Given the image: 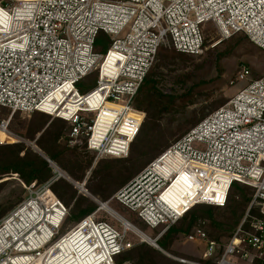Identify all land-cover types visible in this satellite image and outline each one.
Instances as JSON below:
<instances>
[{
	"label": "built area",
	"instance_id": "obj_1",
	"mask_svg": "<svg viewBox=\"0 0 264 264\" xmlns=\"http://www.w3.org/2000/svg\"><path fill=\"white\" fill-rule=\"evenodd\" d=\"M208 22L223 38L245 33L264 49V0H0V106L65 120L67 145L86 146L96 160L127 157L146 119L135 98L160 48L203 53ZM101 32L111 38L105 53L96 51ZM94 74L95 87L79 92L76 84ZM250 77V68L241 65L230 84ZM8 125L4 120L0 129L9 133ZM51 166L55 178L22 183L26 196L0 218V264H137L120 257L137 243L158 244L197 204L224 206L234 183L254 195L230 239L210 240L202 222L186 238L202 241L203 259L212 264H264V75L238 89L110 199L90 196L86 180L73 182L97 208L63 234L69 209L52 190L60 175ZM113 201L150 227L162 226L158 237L126 220Z\"/></svg>",
	"mask_w": 264,
	"mask_h": 264
},
{
	"label": "trees",
	"instance_id": "obj_2",
	"mask_svg": "<svg viewBox=\"0 0 264 264\" xmlns=\"http://www.w3.org/2000/svg\"><path fill=\"white\" fill-rule=\"evenodd\" d=\"M110 43L111 38L101 32L96 40V49L106 51ZM161 49L157 56L161 55L162 63L159 66L153 65L154 68L146 75L135 98V106L145 111L147 116L127 157L96 160L95 154L86 149V146L78 149L67 145L70 125L65 120L38 111L32 113L31 118L23 120L19 118L21 112L13 114L9 123L10 130L24 141L0 144V194L7 186H15L0 198V218L24 199L26 190L22 183L30 185L36 181L42 185L55 178L51 163L76 183L86 180L85 188L90 196L107 200L169 147L167 143L163 146L158 144L161 122L173 113L176 102L175 94L166 91L168 72L164 68L168 67L167 63L186 59L187 54H172L175 52ZM217 107L218 105L214 108ZM206 116L204 112L201 116H193L186 122L187 127L192 128ZM26 141L34 143V146ZM52 190L69 209L66 222L77 223L97 208L89 195L79 192L66 178H57ZM253 195L251 187L234 183L224 206L197 204L188 210L159 239L162 250L141 242L124 253L120 259L131 260L137 264H186L174 260L172 255L187 258L196 264H212L210 260L187 257L174 251V242L180 234H190L199 222H203L209 239L223 244L242 221ZM256 212L252 207L250 213Z\"/></svg>",
	"mask_w": 264,
	"mask_h": 264
},
{
	"label": "rangeland",
	"instance_id": "obj_3",
	"mask_svg": "<svg viewBox=\"0 0 264 264\" xmlns=\"http://www.w3.org/2000/svg\"><path fill=\"white\" fill-rule=\"evenodd\" d=\"M204 33L205 43L203 53L199 55L187 54L185 57L186 59H178L171 64L167 63L168 67L164 68V70L168 72L166 91L175 94L176 102L173 113L161 122L162 129L158 140L160 146L166 143L170 146L187 133L191 129L186 125V122L190 118L193 116H201L203 112L208 115L215 111L228 102L238 89L246 86L250 80L260 78L264 75V49L254 44L245 33H237L231 37L223 38L219 29L212 24V22L205 24ZM161 48V50L168 49L171 52H175L172 54H176L177 52L169 46H162ZM96 51L105 53L103 49H96ZM161 63L160 55L156 57L154 66H159ZM241 65H247L250 68L251 77L248 80H243L237 84L231 85L230 80L236 75ZM96 79L97 75L95 74L88 76L77 83L76 88L79 92L86 93L95 87ZM216 105H218V107L214 108ZM14 113L16 112H12L10 109L0 106V123L4 120L10 123ZM19 118L22 120L29 119L31 115L20 113ZM8 131L10 134L0 129V141L3 143L24 141L23 138L10 130L9 125ZM26 142L34 146V143ZM55 174L57 175V173ZM65 175L67 180L72 183L74 182L67 174ZM13 188H15V186H7L3 193L0 194V198L8 194ZM182 188V185L179 184L175 191H180ZM26 194L27 190L25 196ZM113 206L116 212L150 238L156 239L158 237L163 228L162 226L158 228L150 227L138 217L137 213L117 201H113ZM105 215L106 214L102 213L100 216L103 217ZM107 219L115 223L111 218L107 217ZM74 224L75 223L69 221L65 222L61 229V233H65ZM203 226L204 223L202 224V227ZM207 227L210 229L209 225ZM131 239L136 243L140 240V238L135 235L132 236ZM228 240H225L223 243H226ZM145 243L151 245L148 242ZM173 250L181 254L184 253L183 255L187 257L199 258L197 255L202 254V251L205 250V244L199 240L189 241L186 235L180 234L174 242ZM171 257L177 261H179L178 259L189 260L179 256L171 255ZM234 261L237 262L236 259H234Z\"/></svg>",
	"mask_w": 264,
	"mask_h": 264
},
{
	"label": "water",
	"instance_id": "obj_4",
	"mask_svg": "<svg viewBox=\"0 0 264 264\" xmlns=\"http://www.w3.org/2000/svg\"><path fill=\"white\" fill-rule=\"evenodd\" d=\"M47 160H48L49 162H51L48 158H47ZM58 172H59L60 177L67 178L66 175H65V173H64L63 171H61L59 168H58ZM150 244H151L152 246H154V247H157V246H158V244H157V242H156L155 240H153L152 242H150Z\"/></svg>",
	"mask_w": 264,
	"mask_h": 264
},
{
	"label": "crops",
	"instance_id": "obj_5",
	"mask_svg": "<svg viewBox=\"0 0 264 264\" xmlns=\"http://www.w3.org/2000/svg\"><path fill=\"white\" fill-rule=\"evenodd\" d=\"M172 248L174 249V244H173ZM203 253H204V250L202 251V254L197 255V257L203 259ZM183 254H184V253H183ZM236 264H249V263L244 262V261H239V260H237Z\"/></svg>",
	"mask_w": 264,
	"mask_h": 264
},
{
	"label": "bare ground",
	"instance_id": "obj_6",
	"mask_svg": "<svg viewBox=\"0 0 264 264\" xmlns=\"http://www.w3.org/2000/svg\"><path fill=\"white\" fill-rule=\"evenodd\" d=\"M147 241H149V239H147ZM150 242H152V241H150Z\"/></svg>",
	"mask_w": 264,
	"mask_h": 264
}]
</instances>
